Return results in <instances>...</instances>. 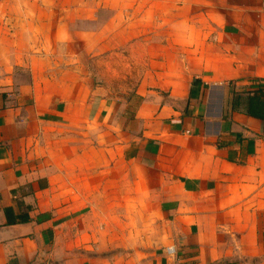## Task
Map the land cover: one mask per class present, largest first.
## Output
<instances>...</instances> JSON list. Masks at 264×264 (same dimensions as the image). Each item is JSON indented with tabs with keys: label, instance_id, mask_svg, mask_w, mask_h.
I'll list each match as a JSON object with an SVG mask.
<instances>
[{
	"label": "crops",
	"instance_id": "obj_1",
	"mask_svg": "<svg viewBox=\"0 0 264 264\" xmlns=\"http://www.w3.org/2000/svg\"><path fill=\"white\" fill-rule=\"evenodd\" d=\"M96 10L0 0V264H264V121L233 109L264 92V0L121 5L120 46L174 59L120 107L44 61Z\"/></svg>",
	"mask_w": 264,
	"mask_h": 264
},
{
	"label": "rangeland",
	"instance_id": "obj_2",
	"mask_svg": "<svg viewBox=\"0 0 264 264\" xmlns=\"http://www.w3.org/2000/svg\"><path fill=\"white\" fill-rule=\"evenodd\" d=\"M86 1L94 2L96 5L97 20L87 21L86 14L85 18L72 22L64 19L65 24L60 26L59 31L63 33V40L48 41L44 61L50 67V73L59 76V68L65 69L78 65L85 68L90 67L89 75L84 74L83 71L79 74L85 79L84 84L98 91L99 97L108 99L110 103L118 107L125 103L130 105L135 101L141 82L145 78L148 80V86H152L151 90L160 92L158 88L162 87L168 78L165 69L168 62L173 61L174 58L167 57L166 52L156 57L131 56L129 47L120 46L119 7L127 3L134 6L138 0H81V2ZM49 13L51 18L55 17L51 10ZM163 16H166V13L161 15ZM93 31H97V35H90ZM54 32L55 29L49 26L48 34L52 35ZM77 33H79L78 37H73ZM114 36L116 39H112ZM162 43L159 44L160 48H162ZM89 46L96 47L97 55L94 58L92 53L88 52ZM190 63L191 61L188 60L187 64ZM93 66L95 70L92 69Z\"/></svg>",
	"mask_w": 264,
	"mask_h": 264
},
{
	"label": "trees",
	"instance_id": "obj_3",
	"mask_svg": "<svg viewBox=\"0 0 264 264\" xmlns=\"http://www.w3.org/2000/svg\"><path fill=\"white\" fill-rule=\"evenodd\" d=\"M244 107V113L254 119L264 121V92L259 90L253 94L247 93L246 98L237 96L233 103V109Z\"/></svg>",
	"mask_w": 264,
	"mask_h": 264
},
{
	"label": "built area",
	"instance_id": "obj_4",
	"mask_svg": "<svg viewBox=\"0 0 264 264\" xmlns=\"http://www.w3.org/2000/svg\"><path fill=\"white\" fill-rule=\"evenodd\" d=\"M167 253L169 254V255H173V254H175V249L172 247V248H168L167 249Z\"/></svg>",
	"mask_w": 264,
	"mask_h": 264
}]
</instances>
